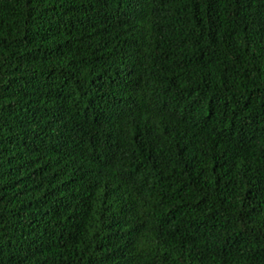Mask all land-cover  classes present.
<instances>
[{
	"label": "trees",
	"instance_id": "16d2710c",
	"mask_svg": "<svg viewBox=\"0 0 264 264\" xmlns=\"http://www.w3.org/2000/svg\"><path fill=\"white\" fill-rule=\"evenodd\" d=\"M0 264H264V0H0Z\"/></svg>",
	"mask_w": 264,
	"mask_h": 264
}]
</instances>
